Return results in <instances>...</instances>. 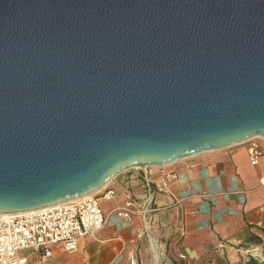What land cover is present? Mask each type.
<instances>
[{
    "label": "water",
    "instance_id": "obj_1",
    "mask_svg": "<svg viewBox=\"0 0 264 264\" xmlns=\"http://www.w3.org/2000/svg\"><path fill=\"white\" fill-rule=\"evenodd\" d=\"M264 136V0H0V214Z\"/></svg>",
    "mask_w": 264,
    "mask_h": 264
},
{
    "label": "crops",
    "instance_id": "obj_2",
    "mask_svg": "<svg viewBox=\"0 0 264 264\" xmlns=\"http://www.w3.org/2000/svg\"><path fill=\"white\" fill-rule=\"evenodd\" d=\"M256 139L263 149L256 165L243 142L120 173L102 188L116 191L101 202L106 213L166 176L168 190L156 191L152 211L134 214L131 226L108 225L72 251L53 245L54 264H241L255 252L264 259V137ZM21 254L40 264L39 253Z\"/></svg>",
    "mask_w": 264,
    "mask_h": 264
},
{
    "label": "built area",
    "instance_id": "obj_3",
    "mask_svg": "<svg viewBox=\"0 0 264 264\" xmlns=\"http://www.w3.org/2000/svg\"><path fill=\"white\" fill-rule=\"evenodd\" d=\"M247 142L251 163L256 165L263 149L256 138ZM168 181L169 176H166L154 188L148 184L140 200L129 199L123 206L108 213L103 210L101 202L115 198L113 188L102 189L79 201L69 200L38 209L0 214V264H27V257L21 254L26 250L39 253L45 261L52 256L51 247L55 244L72 251L77 248L79 240L94 235L108 225L131 226L134 214L146 217L152 211L155 192H166ZM251 256L262 259L257 252Z\"/></svg>",
    "mask_w": 264,
    "mask_h": 264
},
{
    "label": "trees",
    "instance_id": "obj_4",
    "mask_svg": "<svg viewBox=\"0 0 264 264\" xmlns=\"http://www.w3.org/2000/svg\"><path fill=\"white\" fill-rule=\"evenodd\" d=\"M241 264H264V259H256L252 256L248 257V260L246 262H243Z\"/></svg>",
    "mask_w": 264,
    "mask_h": 264
},
{
    "label": "bare ground",
    "instance_id": "obj_5",
    "mask_svg": "<svg viewBox=\"0 0 264 264\" xmlns=\"http://www.w3.org/2000/svg\"><path fill=\"white\" fill-rule=\"evenodd\" d=\"M261 137H264V136H261ZM257 138V137H256ZM106 185V184H105ZM104 185V186H105ZM103 186V187H104ZM103 187H101L100 189H98V190H95V191H93V192H90V193H87V194H85V195H82V196H80V197H78V198H75V199H72V200H74V201H79V200H81V199H83V198H85V197H88V196H90V195H93V194H95V193H98ZM155 253H156V251H155ZM157 255V254H156Z\"/></svg>",
    "mask_w": 264,
    "mask_h": 264
},
{
    "label": "rangeland",
    "instance_id": "obj_6",
    "mask_svg": "<svg viewBox=\"0 0 264 264\" xmlns=\"http://www.w3.org/2000/svg\"><path fill=\"white\" fill-rule=\"evenodd\" d=\"M258 138V137H257ZM257 140V139H256ZM247 142V141H245ZM53 256L49 257L48 259H46L45 261H43L41 258L40 259V264H54L53 260H52ZM39 262V261H38ZM30 264H34L33 262H31Z\"/></svg>",
    "mask_w": 264,
    "mask_h": 264
}]
</instances>
